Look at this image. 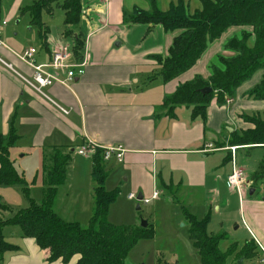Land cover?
<instances>
[{"label":"crops","instance_id":"crops-1","mask_svg":"<svg viewBox=\"0 0 264 264\" xmlns=\"http://www.w3.org/2000/svg\"><path fill=\"white\" fill-rule=\"evenodd\" d=\"M33 1L12 0L0 18L3 43L0 57L26 76L33 72L19 59L25 51L37 49L36 62L46 65L53 51L72 45L71 40L64 38L65 26L62 33L55 34L44 22L50 33L47 45L43 47L37 29L30 25V17L20 15L23 7ZM178 1L157 0L163 12ZM184 1L189 14L202 8L201 0ZM135 9L150 12L151 5L148 0H83V17L76 33L84 41L82 53L86 51L89 65L85 74L68 86L55 84L47 89L49 96L69 111L67 115L0 64V133L5 140L11 134L16 136L10 148L13 165L24 177V167H27L22 166L24 163L42 167L43 198V169L49 166L52 149L71 154L67 182L59 189L55 205V212L63 220L57 204L71 181L72 168L74 172L73 155L79 156V197L84 198L83 203L87 202L89 213L93 214L92 160L77 154L78 149L88 144L101 149H124L122 162L111 160L106 164L105 187L108 191L117 187L121 192L120 199H125L128 204L139 202L138 198L142 196L139 203L152 211L155 202L158 204L167 197L173 203H180L199 220L211 217L216 205L221 206L217 208L218 212L228 214L231 198L236 194L227 186V177L233 171V155L228 143L233 133L254 127L246 123L243 116L264 120V101L249 98L250 92L260 85L264 71L237 89L233 103L221 106L213 102L206 120L194 119L192 107L179 106L174 110V116H167V112L159 111V107L182 85L197 78L209 80L214 68H223L220 59L233 56L226 51L227 43L242 31L251 30L237 28L228 38L223 35L209 45L191 70L165 83L161 78L154 79L161 70L154 58L166 57L180 32L165 33L159 27L149 32L147 26L129 24L127 16ZM4 22L6 25L2 26ZM209 145L216 151H208L211 150ZM237 150L236 166L251 181L264 162V147ZM253 154H261V157L253 160ZM11 188L22 191L18 186L0 187V220L10 219L19 211L8 207L7 196ZM156 193L158 196L154 198ZM141 205L137 206L139 211ZM239 206L240 219L243 216L249 236L246 243L257 239L264 245V180L246 190L242 203L239 197ZM83 208L85 214L87 209ZM109 221L114 225L141 226L136 215L129 213L127 220L113 222L109 212ZM151 221L152 218L148 224L158 227ZM3 235L8 243L17 247L16 251L4 255L3 264H64L61 260L50 262L51 249H43L34 239L23 237L18 227H5ZM77 261L78 257L68 264H77ZM254 261L258 264L256 259Z\"/></svg>","mask_w":264,"mask_h":264},{"label":"trees","instance_id":"trees-1","mask_svg":"<svg viewBox=\"0 0 264 264\" xmlns=\"http://www.w3.org/2000/svg\"><path fill=\"white\" fill-rule=\"evenodd\" d=\"M148 1L151 11L135 9L127 16L129 24L147 26L149 32L156 27L165 33L180 32L168 55L154 58L161 68L154 79L161 78L165 83L191 70L209 45L221 39L229 29L251 30L242 31L227 43L226 51L233 53V56L221 58L223 68H214L209 80L197 78L182 85L159 107V111H166L167 116H174L177 107L187 106L193 108L194 119L201 117L206 120L213 102L226 105L228 100L235 98L237 89L255 74L264 71V0H201L202 8L193 14H189L184 0L173 4L166 12L159 8L157 0ZM56 5L65 13L64 38L72 41L76 57L81 58L84 41L76 32L83 17V0H39L22 9L21 13L30 17V25L37 29L45 48L50 31L42 18L44 14L52 15ZM2 6L3 0H0V18ZM206 88H212V92L203 95L201 91ZM249 98L264 101V77L260 85L250 92ZM243 120L254 127L233 133L230 146L264 147V120L248 116H243ZM15 141L16 136L11 134L5 140L0 133V187H20L29 201V207L19 210L10 219L0 220V264H3L7 252L17 250L3 235V229L7 226L18 227L23 237L34 239L43 249H51L50 262L61 260L64 264L76 257L77 264H126L139 241L154 239L155 228L152 224L142 228L118 226L109 221L110 208L118 198L119 189L108 191L105 187L108 172L102 149H97L92 158L94 208L89 224L83 226L77 222H67L55 212L59 189L67 182L71 154L52 149L49 166L43 169L42 203L37 204L30 198L24 175L16 170L11 160L10 148ZM260 180H264V162L251 177L253 184ZM182 214L189 225V237L202 264H231V260L238 263L240 260L259 259L260 249L255 241L246 243L242 248L232 244L222 251L221 243L227 237L208 233L210 216L199 220L185 208H182Z\"/></svg>","mask_w":264,"mask_h":264},{"label":"rangeland","instance_id":"rangeland-1","mask_svg":"<svg viewBox=\"0 0 264 264\" xmlns=\"http://www.w3.org/2000/svg\"><path fill=\"white\" fill-rule=\"evenodd\" d=\"M12 0H4V7L2 9V15L6 9L11 5ZM39 0H34L33 3H28L23 9L32 6L35 2ZM62 2H60V5ZM21 17L23 14H20ZM48 21H46V20ZM65 14L62 8L58 5L53 7L52 15L44 14L42 22L48 23L51 28L52 33L60 34L64 28ZM3 20V16H2ZM2 22V21H1ZM237 30V28L229 29L224 37L228 38L232 31ZM241 148L239 146H230ZM238 150H236L237 152ZM261 155V154H260ZM259 154H253V160L260 156ZM261 157V156H260ZM92 163V162H91ZM22 166L26 169V181L28 184L30 198L37 204L42 203V189H41V169L42 167H36L34 165H29L24 163ZM73 167L72 177L66 189L62 191L60 198L58 200L57 208L62 214L63 218L68 221L80 222L83 225H88L92 213L88 210V204L83 203L84 198L79 197V156L73 155ZM107 167V165H106ZM37 169V170H36ZM246 181L252 185L253 182ZM109 188V187H108ZM249 186L245 185V190ZM7 196L8 207L14 209H26L29 207V201L26 198L23 191L15 188H11ZM118 189L114 187V190ZM67 193V194H66ZM121 194V192L119 191ZM231 198V204L229 213L225 214L223 211H217V208L221 207L216 205L212 209V214L210 217L208 233L215 236H226L227 239L221 243V250L226 251L232 244H237L241 248L249 239L247 231L244 228L243 216L240 219V206H239V195L237 192ZM120 194L114 204L111 205L110 216L113 222H122L127 220V213L134 214L141 225L142 222H147L151 220L153 223L158 224L155 228V237L152 240H141L137 246L130 253L126 264H202L201 258L193 246V242L189 237V225L186 222L183 214L182 207L180 203L171 202L169 198L164 197L158 204L155 202L150 207L146 205H141V203L134 201L128 204L124 201L125 199H120ZM230 200V198H229ZM86 204V205H84ZM86 207L87 212L83 213V207ZM141 205L142 210L138 211L137 206ZM224 207H222V210ZM155 210L157 213L155 214ZM159 214V215H158ZM115 216V217H114ZM159 216V221L157 219ZM114 218V219H113ZM236 220V221H235ZM122 226V225H118ZM127 226V225H126ZM130 226V225H129ZM139 226V225H138ZM137 227V226H133ZM240 227V229H238ZM250 232V231H249ZM257 240V239H256ZM264 247V245H262ZM260 253V251H259ZM258 261V260H257ZM231 264H239L236 261L231 260ZM241 264H255L254 260H246ZM259 264V261H258Z\"/></svg>","mask_w":264,"mask_h":264},{"label":"built area","instance_id":"built-area-1","mask_svg":"<svg viewBox=\"0 0 264 264\" xmlns=\"http://www.w3.org/2000/svg\"><path fill=\"white\" fill-rule=\"evenodd\" d=\"M109 1V0H107ZM6 23H2V26H5ZM2 37L0 33V46H2ZM83 52V51H82ZM81 52V58L76 57L74 52V44L65 45L58 50L52 52L50 62L46 65H40L36 62V55L38 50L35 48H31L25 51L22 55L19 56V59L28 65L33 74L31 76H26L18 73L14 66L4 59L0 57V64L6 69L15 73L21 81L30 89H32L35 93L41 96L43 99L47 100L51 104H53L57 109H59L63 114H69V111L61 107L58 103H56L47 93V89L54 86L55 84H60L63 86H68L69 83L73 82L78 77H81L85 74L86 68L89 65V59L86 51L84 53ZM62 76V78H61ZM233 103V100H228L227 104ZM97 146L93 144H88L77 150V154L91 159L95 155ZM208 151H216V149L212 146H208ZM232 152V161H233V171L227 177V186L233 191H236L240 197V202H243V194L245 190V185L251 187L252 185L246 181V177L244 173L238 169L235 163V152L237 147L228 148ZM104 161L110 162L111 160H116L117 162H122L124 156V149L122 147L117 148H104ZM253 184V183H252ZM158 194L154 195V198H157ZM131 198H134L131 195ZM145 203H149L146 201ZM244 225L245 221L243 220ZM259 249H260V257L258 259L259 264H264V247L261 243L255 240Z\"/></svg>","mask_w":264,"mask_h":264},{"label":"water","instance_id":"water-1","mask_svg":"<svg viewBox=\"0 0 264 264\" xmlns=\"http://www.w3.org/2000/svg\"><path fill=\"white\" fill-rule=\"evenodd\" d=\"M201 92H202L203 95H207V94H209V93L212 92V88H206V89H203ZM252 193H253V191H252ZM252 193H251V194H252ZM142 199H143V197L140 196V197L138 198V201L141 202ZM137 210L139 211V210H140V207H138ZM140 227H142V228H147V227H148V222H142ZM242 262H243V260H240V261H239V264H241Z\"/></svg>","mask_w":264,"mask_h":264}]
</instances>
